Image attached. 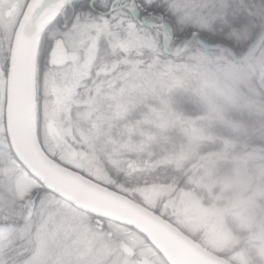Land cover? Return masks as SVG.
Returning a JSON list of instances; mask_svg holds the SVG:
<instances>
[{"label": "snow or ice", "instance_id": "1", "mask_svg": "<svg viewBox=\"0 0 264 264\" xmlns=\"http://www.w3.org/2000/svg\"><path fill=\"white\" fill-rule=\"evenodd\" d=\"M229 27L210 0H0V264H147L100 145L130 71L182 44L264 64Z\"/></svg>", "mask_w": 264, "mask_h": 264}, {"label": "trees", "instance_id": "2", "mask_svg": "<svg viewBox=\"0 0 264 264\" xmlns=\"http://www.w3.org/2000/svg\"><path fill=\"white\" fill-rule=\"evenodd\" d=\"M210 2L228 21L233 40L246 44L253 36L264 38V0ZM210 26L204 24L201 30ZM253 60L234 56L222 45L186 43L132 69L120 118L113 122L112 135L101 143L96 158L106 173L119 177V193L144 206L137 192L140 187L165 186L171 189L168 198L189 191L202 196L206 206L209 200L230 196L236 174L250 171L245 161L249 155L257 153L264 166V90L260 87L264 64L241 73ZM212 70L218 71L215 81L207 78ZM145 74V89H132V83L143 81ZM219 80L230 85V99L214 90ZM166 200L159 199L150 210L174 225L161 206ZM252 209L257 218L264 215V193ZM228 227L237 241L218 255L230 259L243 253L252 264H261L258 243L238 223L229 221ZM183 231L202 243L199 233Z\"/></svg>", "mask_w": 264, "mask_h": 264}, {"label": "rangeland", "instance_id": "3", "mask_svg": "<svg viewBox=\"0 0 264 264\" xmlns=\"http://www.w3.org/2000/svg\"><path fill=\"white\" fill-rule=\"evenodd\" d=\"M258 63H260V58L248 63V67L243 68L245 72L241 73L245 74L247 70H252L253 66ZM232 71H238V69ZM211 72H213V75L207 78L215 81V72L218 71L212 70ZM230 72L228 70V73ZM230 74L238 77L235 76L234 72ZM225 75L226 72H224ZM143 76H141L143 81L132 83V89H145L144 79L147 75ZM201 82L203 83L204 81L201 80ZM226 84L228 83L225 80H219L218 83L214 84V90L221 96L230 99L231 87ZM260 87L264 90L262 85ZM259 158L257 153L247 157L245 161L249 164L250 171H241L236 174L230 196L226 200L219 196L212 201L209 200V204L206 206L202 202V196H197L189 191H182L177 197L168 198L167 195L171 193V189L165 186H144L140 187L137 192L143 200V205L149 210L156 204V201L166 197L167 200L161 206L163 210L170 213L175 228L182 233L184 232L183 230H186L190 235L199 233L202 243L197 244L209 253L223 259L225 258L218 254L229 249L237 241V238L232 235L228 227V222L238 223L248 233V238L258 243L256 255L261 264H264V215L257 218L252 209L254 200L264 193V187L261 185V179L264 176V166L258 162ZM250 163H253V166L250 167ZM136 237L145 249L146 261L149 262L150 260L153 263L161 264L152 252L144 246L143 239L139 236ZM225 260L231 264H252L249 257L243 253L232 255L230 259Z\"/></svg>", "mask_w": 264, "mask_h": 264}, {"label": "water", "instance_id": "4", "mask_svg": "<svg viewBox=\"0 0 264 264\" xmlns=\"http://www.w3.org/2000/svg\"><path fill=\"white\" fill-rule=\"evenodd\" d=\"M117 199L120 210L136 223L133 231L144 237L167 264H231L209 253L169 222L128 197L119 193Z\"/></svg>", "mask_w": 264, "mask_h": 264}, {"label": "flooded vegetation", "instance_id": "5", "mask_svg": "<svg viewBox=\"0 0 264 264\" xmlns=\"http://www.w3.org/2000/svg\"><path fill=\"white\" fill-rule=\"evenodd\" d=\"M144 246L152 252V254L158 259V261L161 262V264H167L165 262V260L163 259V257L150 245V244H146L144 243ZM148 262V261H147ZM149 263H153L152 261L149 260ZM153 264H156V263H153Z\"/></svg>", "mask_w": 264, "mask_h": 264}]
</instances>
